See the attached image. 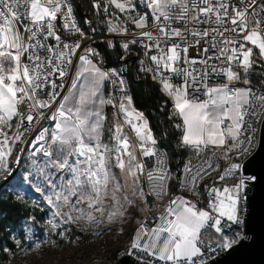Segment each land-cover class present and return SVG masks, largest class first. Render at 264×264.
Listing matches in <instances>:
<instances>
[{
  "label": "snow or ice",
  "instance_id": "obj_1",
  "mask_svg": "<svg viewBox=\"0 0 264 264\" xmlns=\"http://www.w3.org/2000/svg\"><path fill=\"white\" fill-rule=\"evenodd\" d=\"M91 6L107 14L108 33L125 37L124 52L143 49L148 66L141 70L171 100L172 116L182 122L174 125L178 143L198 162L183 164L176 176L181 194L171 192L166 151L133 107L121 73L100 67L99 53L84 43L72 0H0V181L18 182V203L39 194L37 207L47 205L50 233L61 238L71 225L127 222L139 200L156 211L129 241L124 255L132 264H220L222 254L255 241L250 192L260 177L248 170L257 133L248 118L264 113V81L256 91L248 77L264 71V0ZM107 81L119 85V101L115 92L105 95ZM106 106L115 109L111 119ZM218 157L228 166L221 169ZM43 244L55 241H37L35 249Z\"/></svg>",
  "mask_w": 264,
  "mask_h": 264
},
{
  "label": "rangeland",
  "instance_id": "obj_2",
  "mask_svg": "<svg viewBox=\"0 0 264 264\" xmlns=\"http://www.w3.org/2000/svg\"><path fill=\"white\" fill-rule=\"evenodd\" d=\"M248 78L253 83L261 84L264 81V71L257 69L250 73ZM238 86L244 87L242 83ZM2 183L0 181V185ZM17 184L18 182L13 180L11 184H6V190L16 196L19 190L14 191V188ZM38 196L39 194L28 193L24 201L31 207L37 206L40 203ZM38 209L41 211L39 217L32 210H29L27 214L35 218L34 222L23 218L19 225L5 228L13 247L8 252L4 251V247L5 257L0 258V264H110L112 261L110 255L128 243L145 205L138 200L136 207L129 210L127 222L117 220L110 225L104 223L99 227L91 226L90 228L87 226L82 228L78 225L68 226L69 233L65 238L55 235L54 232L50 233L46 223L50 218L47 205ZM24 225H27V228ZM81 225H84L83 221ZM97 231H102V234L97 236L95 234ZM9 232L12 236L8 235ZM13 237L21 240L19 247ZM45 240L55 241V244H43L39 250H36L35 243Z\"/></svg>",
  "mask_w": 264,
  "mask_h": 264
},
{
  "label": "trees",
  "instance_id": "obj_3",
  "mask_svg": "<svg viewBox=\"0 0 264 264\" xmlns=\"http://www.w3.org/2000/svg\"><path fill=\"white\" fill-rule=\"evenodd\" d=\"M72 2L76 12L81 14L84 0H72ZM112 51L116 55L120 53V49L115 45ZM108 52L107 50L103 51L107 59L110 58ZM126 59V80L128 93L133 99V106L139 109L148 120L158 145L166 151L169 166L174 171L178 159L188 152L187 148L181 147L178 143L179 129L175 128L174 125L179 123V119L172 116L171 102L160 90L158 83L136 71L132 55L128 54ZM165 102H167V106H165ZM29 210H32L35 215L37 214V217L41 214L37 206L31 207L24 200L18 203L14 194L6 190L5 183L0 185V258L5 257L4 247L7 249L13 247L5 228L19 225L23 218L29 219L30 215L27 216ZM113 255L114 253L110 257L112 258Z\"/></svg>",
  "mask_w": 264,
  "mask_h": 264
},
{
  "label": "built area",
  "instance_id": "obj_4",
  "mask_svg": "<svg viewBox=\"0 0 264 264\" xmlns=\"http://www.w3.org/2000/svg\"><path fill=\"white\" fill-rule=\"evenodd\" d=\"M73 3V2H72ZM92 0H84V6H83V10L81 12V14H79L78 12H76V8L73 4V8H74V14L76 16L77 19V23L86 31L87 33V37L84 40V43L88 46V47H92L94 48L98 53L99 56L97 57L98 61H99V66L102 67L103 69L106 70H110V69H116L117 71H119L121 73L122 78L125 81L126 84V92L128 93V86H127V80H126V68H127V59L126 57L129 55L133 56V62H134V67L136 69V71L142 75V76H147L149 79H151L152 81H154L152 79V74L149 72H145L142 71V67H146L148 66V62L147 59L143 56V49L139 48L138 45H132L130 50L128 52H124V50L120 47V45L123 43L125 37L120 36L118 34H114V33H108L107 31V25L102 23V20L106 19L107 14H98L96 12L95 9L92 8ZM79 6L80 3H79ZM141 10H142V6H141ZM109 13H114L117 16H120L121 14L119 13L118 9H115L114 7H109ZM84 18H87L88 20L92 21V23L89 24H84ZM113 23H118V21H113ZM92 28H95V32L92 31ZM68 38L70 39H75L76 37H72L70 36V34H65ZM111 40L113 45H115L117 48L120 49V53L119 55H116L115 53H113V47H109L107 41ZM107 50L109 51V59H107L104 56L103 51ZM121 57H123V59H121ZM141 60L145 61V64L142 65L141 64ZM156 83H158L157 81H154ZM238 86V85H237ZM252 87L256 90V91H260L261 90V84H257V83H253L252 82ZM104 92L105 95L107 96L108 94H112L113 92H115V98L117 101H119L120 99V92H119V85H113L111 83V81H107L105 82L104 85ZM134 107V106H133ZM135 109H137L136 107H134ZM138 111H140L139 109H137ZM115 112V109H113L111 106H106L105 107V114L109 117V119L112 118L113 113ZM141 112V111H140ZM264 113H259L258 112V117H250L248 118V122L253 123L254 127L257 129V133H256V137L253 140V144L252 147L250 149V154L252 153V151L255 149L256 144H257V140H258V133H259V125H260V120L263 118ZM246 134H250L248 132V130H246ZM129 135H132L129 132ZM23 145H21L22 147ZM157 147L159 149H161L162 151L163 148L159 145H157ZM188 152L181 156L178 159V162L176 163V167L174 169V171H172V179L170 182V188H171V192L173 193H177V194H181L177 181H176V176L181 172L183 164L186 163L188 160H191L193 164L197 163L198 161L195 158V155L192 151V149L187 148ZM25 157H27V154L25 153ZM219 163L221 166V169L225 168L228 166V161H225L221 158H219ZM13 168H16V165L13 163ZM145 188V192L147 193L148 191V185L145 184L144 185ZM184 195H188L187 193H183ZM167 199V198H166ZM201 200H203V197H201ZM149 205H155L156 201L154 198H149L148 201ZM156 209L155 207H152V212H155ZM152 212H148L146 211V209H144L141 214H140V218L137 222V225L135 227V229L138 227L139 222H142L144 219L145 215H151ZM134 229V230H135ZM133 233L130 235L129 241L131 239V237L133 236ZM209 238V234L206 233L204 236V239L207 240ZM128 243L124 246L119 248V250L117 252H113L114 255L112 256L113 260L114 258H116L119 255H122L125 253L127 247H128Z\"/></svg>",
  "mask_w": 264,
  "mask_h": 264
},
{
  "label": "water",
  "instance_id": "obj_5",
  "mask_svg": "<svg viewBox=\"0 0 264 264\" xmlns=\"http://www.w3.org/2000/svg\"><path fill=\"white\" fill-rule=\"evenodd\" d=\"M261 120H264V116ZM264 124L259 125L258 140L255 149L249 154L248 170L260 177V182L251 190V222L250 227L255 233V241L231 253L222 254L220 264H264ZM132 264V258L124 254L114 258L110 264Z\"/></svg>",
  "mask_w": 264,
  "mask_h": 264
},
{
  "label": "crops",
  "instance_id": "obj_6",
  "mask_svg": "<svg viewBox=\"0 0 264 264\" xmlns=\"http://www.w3.org/2000/svg\"><path fill=\"white\" fill-rule=\"evenodd\" d=\"M158 85H159V83H158ZM159 88H160V90H161V87H160V85H159ZM170 100V99H169ZM170 102H171V100H170ZM171 107H172V102H171ZM173 110V109H172ZM179 119V118H178ZM179 123H182L180 120H179ZM179 138H180V130H179Z\"/></svg>",
  "mask_w": 264,
  "mask_h": 264
}]
</instances>
